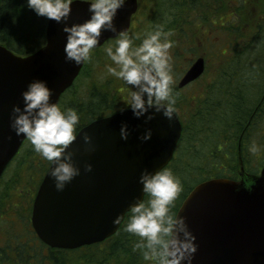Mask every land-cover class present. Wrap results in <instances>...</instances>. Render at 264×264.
I'll return each instance as SVG.
<instances>
[{"label": "water", "instance_id": "95a60500", "mask_svg": "<svg viewBox=\"0 0 264 264\" xmlns=\"http://www.w3.org/2000/svg\"><path fill=\"white\" fill-rule=\"evenodd\" d=\"M89 5L76 0L66 21L69 25L90 18ZM138 0H127L114 18L117 30L130 29ZM63 23L47 20L45 42L28 55H18L0 44V177L25 141L11 127L12 108L23 110L22 91L33 79L47 82L51 100L59 103L61 95L72 86L83 64L65 60L67 34ZM102 31L100 44L116 38ZM205 70V60L197 57L181 77L183 87ZM152 120L136 118L130 108L84 125L76 141L74 161L80 175L57 191L46 171L33 201L31 224L38 238L51 248L75 249L103 241L122 223L127 209L144 198L139 176L143 170L154 172L166 166L181 136L177 114L171 119L155 109ZM126 123L129 136L121 139L120 127ZM152 130L150 139L140 137ZM92 137L94 151H85L83 134ZM91 164L92 170L85 171ZM49 169V167H48ZM186 217L198 245L193 264H264V165L259 173H248L239 156L238 179L214 177L196 184L177 211ZM121 215L120 224H114Z\"/></svg>", "mask_w": 264, "mask_h": 264}, {"label": "trees", "instance_id": "16d2710c", "mask_svg": "<svg viewBox=\"0 0 264 264\" xmlns=\"http://www.w3.org/2000/svg\"><path fill=\"white\" fill-rule=\"evenodd\" d=\"M141 12L140 16L145 18L144 30L163 25L165 30L174 31L171 39L178 38L180 45L193 37L194 43L186 48L189 56V52L194 54L197 47L205 50L203 57L207 56L206 53L211 54L215 45L224 49H220L222 52L219 55L217 52L216 57L212 56L216 66L212 79L198 92L200 98L177 97L175 107L186 115L188 121L184 122L175 153L166 165L181 179L180 201L178 204L177 199L174 202L173 211L176 212L187 193L200 181L211 177L237 179L239 156L248 173L256 174L264 165V0H148L146 10L138 13ZM46 22L27 7L26 0H0V44L18 55L31 54L44 44ZM200 31L206 35L207 43L199 39ZM173 44L172 55L176 57V42ZM89 63L91 67L92 61L86 62L87 69ZM92 78L91 72L84 70L79 79L80 86L86 84L90 90H86L85 102L82 101L84 96L77 98L75 86L70 87L59 102L62 108L78 110L80 128L100 118L102 111L115 106L110 94L102 89L104 81L96 78L94 88H89ZM187 111L190 112L188 115ZM253 141L258 145L256 153L249 151ZM23 148L25 155L19 156L21 150L14 157L18 160L16 170L22 166L12 179L14 191L17 190L15 185L18 186L26 176H42L40 174L48 165L32 150L29 142ZM192 176L199 179L191 186L187 180ZM126 220L127 214L113 236L119 242L116 248L115 244L112 245L108 252L111 255L90 257L92 263H105L115 256L120 264L146 262L139 251H133V242L137 238L124 231ZM13 225V231L22 232L18 236L15 234L6 246L10 241H17L19 244L13 247L19 248L20 253H27L18 238L23 237L28 243L32 237L22 234L25 227ZM30 249L36 252L33 246ZM35 255L39 257L38 253Z\"/></svg>", "mask_w": 264, "mask_h": 264}, {"label": "clouds", "instance_id": "9594fccd", "mask_svg": "<svg viewBox=\"0 0 264 264\" xmlns=\"http://www.w3.org/2000/svg\"><path fill=\"white\" fill-rule=\"evenodd\" d=\"M89 5L90 18L82 23L69 25L66 21L72 12L76 0H26V5L38 17L63 23V32L67 34L64 46L65 60L81 65L92 59L93 51L100 44L102 31L116 33L114 43L104 52L111 61L108 72L127 86L128 94L125 108H130L136 118L146 116L152 120L154 113L161 112L169 119L176 114L178 93L173 89V77L170 49L175 33L156 25L143 33H130L129 30H117L114 18L118 9L127 0H80ZM136 41H140L136 44ZM23 110L14 105L11 127L17 136L23 134L40 158L48 162L50 173L57 191H62L76 176L80 168L74 161L76 150L70 146L76 141L83 128L79 127L78 110L61 107L51 100L52 89L44 80L33 79L21 93ZM122 111L124 109H121ZM121 139L126 140L129 130L126 123L120 127ZM152 130L147 129L140 137L150 139ZM85 151L95 148L92 137L84 132ZM249 151L256 153L258 145L253 141ZM92 165L86 164L85 171H91ZM143 197L127 209L124 231L137 239L133 242V251H139L150 264H193L198 245L196 236L189 229L186 217L172 209L178 194L182 191L181 179L173 169L162 166L154 172L143 170L139 176ZM118 215L113 221L120 224Z\"/></svg>", "mask_w": 264, "mask_h": 264}, {"label": "rangeland", "instance_id": "374dc122", "mask_svg": "<svg viewBox=\"0 0 264 264\" xmlns=\"http://www.w3.org/2000/svg\"><path fill=\"white\" fill-rule=\"evenodd\" d=\"M139 1V8L138 11H145L146 10V6L148 3V0H138ZM142 14V12L139 14H136V17L138 18L137 20L135 18H133V22H132V26L131 29L129 30L130 33L136 32V33H143L145 30L142 27V25L144 26V22H145V18L143 16H140ZM213 25V24H212ZM206 35L200 31V37L199 39L202 41H205L207 43V40L205 39ZM115 40L107 42V44L103 45V47H101L97 52V54L95 56H92V63H91V67H90V63H89V67L88 69L86 68L85 71L87 72H91V74L93 76H95L99 81H104L108 83H105L102 86V89L104 92H107L110 94V96L112 98H118V100H120V92H117L116 89H118L117 85L112 84V82H110L111 80V75L108 72V65L111 64V61L107 58L104 49L107 46H110L114 43ZM174 41L176 42V50L178 51V55L176 57H174L172 55V51L174 50V45L172 46V48L170 49V55H171V64H172V76L176 78V81H178V78L183 74V72L189 67L190 63H192V61L194 60L195 57H197L198 55H205V50L201 47H197L194 51V54H192L191 52H189L190 56L187 55L188 51L186 50V48H188V46L191 45V43H194V38H189V40L186 39V41H184L183 43H179L178 38L174 39ZM140 41H136V44H139ZM211 48V47H210ZM181 49V50H180ZM194 49V48H193ZM223 49L221 46L218 47V45H215V47L213 49L210 50V53H206V72L205 74L202 76V78H200L199 80L193 82L192 84L188 85L187 87L183 88L181 91L178 92V95L180 96H187V97H193L194 100L200 98L201 95H199L198 92H200L207 84V82H209L212 79V75L213 71H214V67L215 65V60L213 59V57H216L217 52L218 55L219 50ZM224 50V49H223ZM227 51V50H225ZM226 53V52H223ZM213 56V57H212ZM218 57V56H217ZM102 64H104L102 66ZM88 74V73H87ZM206 74H209L208 76H206ZM81 83V82H80ZM120 89V88H119ZM81 91H82V96L83 97V102H85L87 100V91L86 88L81 86ZM122 91V89H121ZM86 92V94H85ZM123 92V91H122ZM66 100V99H65ZM82 102V103H83ZM192 108V107H191ZM180 115L183 117L184 113L179 110ZM181 117V118H182ZM182 120L184 122L188 121V118L186 117V115H184V117L182 118ZM27 139L24 141V143L22 144V146L20 147L19 151L22 150L21 154H19V156H21V158L25 155V151L23 146L25 145V143H27ZM18 151V153H19ZM255 158H257V155L255 156ZM39 162V161H38ZM252 164V163H250ZM18 165V160H12V162H10L8 164V166L6 167V169L3 172V176L0 180V215L2 214V212H10L13 211L11 213H16L15 212V207H13L14 209H12V203H14V185L12 184V179L15 178L14 174L15 171H17L18 169H20L22 166H20L17 170L16 167ZM199 179V177H188L187 180V184L189 185H193L194 183L197 182V180ZM17 190H19V186H15ZM3 195H5L3 197ZM180 201V196L177 198L176 203L178 204ZM9 206V207H8ZM175 206V205H174ZM174 209V207H173ZM172 209V210H173ZM10 213V214H11ZM0 230L3 232L2 235H0V242L2 244H7L9 242L10 239H14V235L16 234V236L20 235L22 231H19L18 229H14L9 227L8 228V224L3 220V217H0ZM18 228V225H17ZM26 233V231L24 230L22 234ZM18 239H21L20 244L24 245V250L25 252L29 251V246L27 243V240H25L23 237H19ZM19 243H17V241H10V244L7 246H4L2 248V251H4L5 253H8V255L11 256V250L13 249L14 245H18ZM1 245V244H0ZM3 253V252H1ZM63 256L60 257V260L58 262V264H81L78 263L75 260V257L72 254H62ZM148 262V261H146ZM144 262V263H146Z\"/></svg>", "mask_w": 264, "mask_h": 264}, {"label": "flooded vegetation", "instance_id": "af4514ba", "mask_svg": "<svg viewBox=\"0 0 264 264\" xmlns=\"http://www.w3.org/2000/svg\"><path fill=\"white\" fill-rule=\"evenodd\" d=\"M132 22H133V19L131 20V24H132ZM107 42L108 41H106L103 45L107 44ZM103 45L101 47H103ZM100 48L94 49L92 56H95V53ZM198 56H200V55H198ZM103 65L104 64H102V66ZM85 68H86V63L83 64L78 76L76 77V79L74 80V82L71 86V87H73V86L76 87L75 93H76L77 98H80L82 96V91H81V86H80L81 83H79V79H80L81 75L84 73ZM171 75H172V73H171ZM182 75L178 78L177 82H175L176 78L172 76L173 77V89H174L175 93L181 91L183 88L188 86L187 85V86H184L181 88L178 87V83H179V80L182 77ZM95 79H96V77L93 76V78L91 79V83L90 82L88 83L89 88H92V89L94 88ZM111 80L110 81L112 82V84L118 86V89H116V91L120 92V94H121L120 100H118L119 97L117 99L113 98L112 100L114 101L115 106L113 107V109H107V110L102 111L100 118L112 115L116 112L121 111V109H126L124 101L127 99V94H128L127 86L124 84L123 81L117 80L113 76L111 77ZM105 83H108V81L103 82L101 84V86H103ZM91 85H92V87H91ZM83 87L86 88V84H84ZM121 89L123 92L121 91ZM86 90L90 91L87 88H86ZM188 111L186 112L187 115L190 113V112L188 113ZM176 114H177V116L181 122L182 131H183L184 121L182 120V118L180 116L179 109H176ZM88 123H86V124H88ZM48 167H49V165H47L44 172L42 174H40L42 176L36 175V176H31L29 178L26 176L24 179H22V182L18 184L20 189L14 191L15 197H14V203H12V209H14L13 207H15L14 210L16 213L15 214L11 213L13 211H10V212H4L3 211L2 214L0 215V217H3V220L8 224V228L14 227L13 224H17L19 228H22V227L26 228V230H25L26 233L30 234V236L32 237V240L34 241V242H31L32 240H29L28 246H29V248H30V246L31 247L33 246L35 248V251H36L35 253H38L39 257L36 256L35 253L31 252V249L27 253L23 254V253H20L19 252L20 249L16 248V247H13V249L11 250V256H10V255H8V253H5L4 251H2V248L6 245L2 244L0 242V244H1L0 245V264H58L60 257L62 256V253H65L67 255L72 254L75 257V260L81 264H96V263L91 262L90 257L92 259L96 255H101V254L111 255L108 252L112 248V245L115 244L114 248H116V245L119 242V239L115 240V239H113V237H109V238H106L99 243H94V244H90V245H83V246L75 248L73 250H63V249L50 248L48 245H46L45 243L40 241V239L37 237V235L35 234V232L32 228L31 214H32L34 197L36 195V192H37V189L39 187L40 182L42 181L46 171L48 170ZM0 180H1V178H0ZM15 186H17V185H15ZM4 196L5 195H3V197ZM122 225H123V222H122L121 226ZM2 234H3V232L0 230V235H2ZM1 252H3V253H1ZM54 261H56V263ZM100 264H120V263L117 261V258L115 256L114 258H109L108 260H106L105 263L101 262ZM123 264H127V263H123ZM138 264H150V262L148 261V262L144 263L143 261H141Z\"/></svg>", "mask_w": 264, "mask_h": 264}]
</instances>
